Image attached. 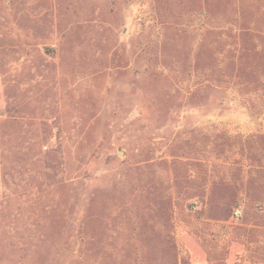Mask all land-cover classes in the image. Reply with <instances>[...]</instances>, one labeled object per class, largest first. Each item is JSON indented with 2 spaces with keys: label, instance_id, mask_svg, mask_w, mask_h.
Returning <instances> with one entry per match:
<instances>
[{
  "label": "rangeland",
  "instance_id": "1",
  "mask_svg": "<svg viewBox=\"0 0 264 264\" xmlns=\"http://www.w3.org/2000/svg\"><path fill=\"white\" fill-rule=\"evenodd\" d=\"M0 264H264V0H0Z\"/></svg>",
  "mask_w": 264,
  "mask_h": 264
},
{
  "label": "built area",
  "instance_id": "2",
  "mask_svg": "<svg viewBox=\"0 0 264 264\" xmlns=\"http://www.w3.org/2000/svg\"><path fill=\"white\" fill-rule=\"evenodd\" d=\"M240 216V210L239 209H236L234 212H233V217H235L236 219Z\"/></svg>",
  "mask_w": 264,
  "mask_h": 264
}]
</instances>
